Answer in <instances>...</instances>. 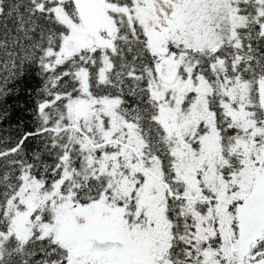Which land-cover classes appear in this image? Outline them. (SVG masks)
<instances>
[{
  "label": "snow or ice",
  "instance_id": "6c2138e0",
  "mask_svg": "<svg viewBox=\"0 0 264 264\" xmlns=\"http://www.w3.org/2000/svg\"><path fill=\"white\" fill-rule=\"evenodd\" d=\"M0 264H264V0H0Z\"/></svg>",
  "mask_w": 264,
  "mask_h": 264
},
{
  "label": "trees",
  "instance_id": "16d2710c",
  "mask_svg": "<svg viewBox=\"0 0 264 264\" xmlns=\"http://www.w3.org/2000/svg\"><path fill=\"white\" fill-rule=\"evenodd\" d=\"M29 83H31V84H33V85L35 84L34 81H29ZM9 103H11V104H15L16 101H15V100H12V101H10ZM10 124H12V121H7V122H4V123H3L2 127H3V129L5 130L4 134H8V133L11 131V129H10V127H9Z\"/></svg>",
  "mask_w": 264,
  "mask_h": 264
}]
</instances>
